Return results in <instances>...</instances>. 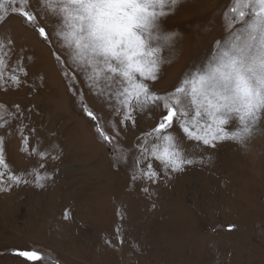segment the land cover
<instances>
[{"label":"snow or ice","instance_id":"obj_1","mask_svg":"<svg viewBox=\"0 0 264 264\" xmlns=\"http://www.w3.org/2000/svg\"><path fill=\"white\" fill-rule=\"evenodd\" d=\"M181 2L0 0V25L19 17L47 45L97 142L109 149L111 166L126 172L129 187L149 198L153 186L173 174L210 163L211 156L202 152L225 141L247 147L264 126V0H229L222 13L224 34L174 85L161 89L156 85L163 66L171 63L179 35L165 30L163 20ZM33 63L26 47L18 46L10 32L0 31V94L42 88L44 77L31 73ZM85 87L100 106L99 114L85 102ZM31 113L19 103L0 101V193L30 184L43 189L52 180L47 164L59 160L60 153L36 139ZM141 115L154 117V124L130 145L122 143L139 127ZM12 135L19 139V151L37 160L31 169L15 172L6 162L5 138ZM71 216L65 209L63 219ZM113 239L106 241L113 248L125 243L119 226ZM11 253L22 264L48 259L36 246Z\"/></svg>","mask_w":264,"mask_h":264},{"label":"rangeland","instance_id":"obj_2","mask_svg":"<svg viewBox=\"0 0 264 264\" xmlns=\"http://www.w3.org/2000/svg\"><path fill=\"white\" fill-rule=\"evenodd\" d=\"M211 4V0H182L163 20L165 30L179 33L172 53L182 56L179 68L171 69L172 63L163 66L158 88L174 85L198 52L224 34L222 13L229 0ZM14 18L0 25V31L13 32L17 45L27 48L34 58L31 73L43 75L44 82L38 91L23 87L0 94V101L31 108L36 139L42 146H55L60 159L47 164L53 176L45 188L30 184L0 193V264H22L11 249L32 246L48 257L44 264H133L140 260L138 255L154 264H264V126L247 147L225 141L202 152L211 156L210 163L173 174L171 180L153 186L149 198L129 187L126 172L111 166L109 149L97 142L92 123L82 114L78 97L67 91L49 48L29 28L40 52L27 47V36L18 34ZM217 23L220 33L212 30ZM191 37L199 43L190 45ZM49 61L54 64L51 69L46 67ZM51 73L59 75L57 82ZM84 91L85 102L99 114L100 106L87 95L86 87ZM104 117L107 123V112ZM153 124L154 117L141 115L139 127L131 129L122 143L130 145ZM5 154L15 172L37 164L19 151L15 135L6 136ZM97 191L106 196L92 197ZM65 209L72 213L68 220L63 219ZM118 226L125 243L113 248L106 241L114 238Z\"/></svg>","mask_w":264,"mask_h":264},{"label":"bare ground","instance_id":"obj_3","mask_svg":"<svg viewBox=\"0 0 264 264\" xmlns=\"http://www.w3.org/2000/svg\"><path fill=\"white\" fill-rule=\"evenodd\" d=\"M222 0H211V2H212V4H211V6L213 5V4H219L220 2H221ZM209 3V2H208ZM210 5V4H209ZM208 7V6H207ZM182 8V7H181ZM186 8H188V7H186ZM185 8V9H186ZM212 8V7H211ZM177 9V8H176ZM214 9V8H213ZM217 10V9H216ZM185 11V10H184ZM180 12V11H179ZM187 12V11H186ZM191 12V11H190ZM189 12V13H190ZM186 14V13H185ZM216 14H217V12H216ZM174 15V14H173ZM219 15V14H218ZM185 16V15H184ZM212 16V15H211ZM216 16V15H215ZM174 18V17H173ZM182 18V17H181ZM16 21H17V25L18 26H20V27H18L17 29H18V34H22L23 36L25 35V36H27V39H28V41H27V47H32L34 50H36V51H39L40 52V48H37L36 46H35V44L37 43L36 41H37V39H36V37H34V35H32V33L30 32V31H28V29L25 27V26H22V20H20V19H18V17H15L14 18ZM170 19V18H169ZM212 19V18H211ZM207 20V19H206ZM213 20V19H212ZM176 21V20H175ZM174 21V22H175ZM208 21H210V20H208ZM164 22V21H163ZM191 22V21H190ZM192 24V23H191ZM190 24V25H191ZM207 24V23H206ZM10 25V24H9ZM11 26V25H10ZM9 26V27H10ZM197 26V25H196ZM201 26H204V25H201ZM168 27V26H167ZM166 27V28H167ZM193 27H194V25H193ZM205 27V26H204ZM16 28V27H15ZM15 28H13V29H15ZM169 28V27H168ZM206 28V27H205ZM16 29V30H17ZM165 29V28H164ZM202 29H203V27H202ZM220 29V24L219 23H217V25H215V26H212V30H213V32H215V33H217V32H219L218 30ZM9 30H11V29H9ZM177 30V29H176ZM190 30V29H189ZM192 31V30H191ZM190 31V32H191ZM10 32V31H9ZM17 32V31H16ZM199 32H200V29H199ZM198 32V33H199ZM211 32V31H210ZM11 33H13V32H11ZM198 33H196V35L198 34ZM205 33V32H204ZM220 33V32H219ZM15 34H17V33H15ZM193 34H195V33H193ZM207 36V35H206ZM195 37V36H194ZM14 38V37H13ZM198 38V37H197ZM26 39V40H27ZM200 39V38H199ZM25 40V41H26ZM40 40V39H39ZM38 40V41H39ZM185 40V39H184ZM19 41V40H18ZM189 41V44L190 45H195L196 44V42H197V40H194L192 37L188 40ZM202 42H203V40H202ZM34 43V44H33ZM197 43H199V42H197ZM187 44V43H186ZM39 46V45H38ZM178 46V45H177ZM177 46H176V48H177ZM44 47V46H43ZM188 47V46H187ZM181 48V47H180ZM185 48V47H184ZM189 48V47H188ZM210 47L209 46H206V47H204V48H202L201 49V51L200 52H198L199 54H197L196 55V57L194 58V60L193 61H195L196 62V60L198 59H200L202 56H204V54L206 53V51L209 49ZM31 50V52H33L34 50ZM178 49V48H177ZM176 49V50H177ZM42 51V50H41ZM181 51V50H180ZM185 51V50H184ZM192 51H193V49H192ZM191 51V52H192ZM195 51V50H194ZM198 51V50H197ZM179 52V51H178ZM174 53H176L175 51H174ZM34 54V53H33ZM189 54L191 55V56H193L190 52H189ZM180 55V54H179ZM179 55H175V54H171V63L173 64V66L171 67V69L172 68H179L180 67V56H182V53H181V55L179 56ZM166 56V55H165ZM185 56L183 55V58H184ZM186 59V58H185ZM190 59V58H189ZM189 61V60H188ZM52 61H49V63L48 64H46V67L49 69H51V68H53V63H51ZM171 64V65H172ZM187 64V63H186ZM185 64V65H186ZM184 65V64H183ZM182 66V65H181ZM164 68V67H163ZM166 68V67H165ZM164 70V69H163ZM174 71V70H173ZM175 71H176V69H175ZM51 74H53V73H51ZM50 74V75H51ZM52 76V75H51ZM56 77H59V75H57V74H53V77H52V79L53 80H55L56 82H57V78ZM59 85V84H58ZM11 97H12V95H10ZM14 99V98H13ZM92 161V160H91ZM68 163V162H67ZM97 163V162H96ZM16 165V164H15ZM18 167V166H17ZM194 178V177H193ZM100 191V190H99ZM103 191V190H102ZM101 191V192H102ZM105 192H106V190H105ZM193 194V193H192ZM12 195V194H11ZM91 196V195H90ZM93 196H97L98 198H99V196H106L104 193H100L99 194V192L97 191V194H94V195H92V197ZM127 197V196H126ZM141 202V201H140ZM130 208V207H129ZM98 209V208H97ZM168 209V208H167ZM133 210H134V208H133ZM137 210V209H136ZM154 210V209H153ZM97 210H95V212H96ZM129 211V210H128ZM152 211V210H151ZM95 212H94V214H95ZM153 212V211H152ZM139 214V213H138ZM147 214V213H146ZM131 215H133V213L131 214ZM150 215V214H149ZM162 215V214H161ZM138 216V215H137ZM134 217V216H133ZM132 217V218H133ZM136 217V216H135ZM129 219V218H128ZM156 219V218H155ZM132 220V219H131ZM130 221V220H129ZM133 221V220H132ZM154 221V220H153ZM162 223V222H161ZM189 223V222H188ZM177 224V223H176ZM167 227H165V229H166ZM173 228V227H172ZM171 228V229H172ZM128 229V228H127ZM133 229V228H132ZM134 230V229H133ZM169 230V229H168ZM173 232L175 233V231L173 230ZM126 233V232H125ZM133 233V232H132ZM131 233V234H132ZM76 234V233H75ZM150 234V233H149ZM127 235H129V234H127ZM174 235V234H173ZM178 235V234H177ZM164 237V236H163ZM170 237V236H169ZM57 239V238H56ZM176 239V238H175ZM170 240V239H169ZM138 241V240H137ZM172 241H173V239H172ZM135 242V241H134ZM167 243V242H166ZM138 245V244H137ZM166 245V244H165ZM186 247V246H185ZM170 248V247H169ZM168 248V249H169ZM167 249V250H168ZM171 250V249H170ZM165 252V251H164ZM183 252V251H182ZM139 257H137L138 259H140L139 261H135L133 264H154L153 263V261H144L143 260V256H141V255H138ZM185 257V256H184ZM160 258V257H159ZM158 259V258H157ZM184 259V258H183ZM122 260V259H121ZM209 261H210V259H209ZM119 264V263H118Z\"/></svg>","mask_w":264,"mask_h":264}]
</instances>
